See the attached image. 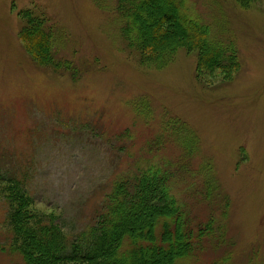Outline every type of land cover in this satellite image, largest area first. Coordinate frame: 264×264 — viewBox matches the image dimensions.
<instances>
[{"label":"rangeland","instance_id":"1","mask_svg":"<svg viewBox=\"0 0 264 264\" xmlns=\"http://www.w3.org/2000/svg\"><path fill=\"white\" fill-rule=\"evenodd\" d=\"M133 2L0 0V169L74 237L117 174L161 162L196 236L214 222L181 264H264V0H184L232 46L226 69L179 30L160 43ZM30 20L50 57L19 36ZM8 209L0 198V264H22Z\"/></svg>","mask_w":264,"mask_h":264},{"label":"trees","instance_id":"2","mask_svg":"<svg viewBox=\"0 0 264 264\" xmlns=\"http://www.w3.org/2000/svg\"><path fill=\"white\" fill-rule=\"evenodd\" d=\"M138 1L134 0L132 7H140ZM184 5V0H142L143 8L152 16L149 21L155 31L152 36L156 38V34L162 43L167 32L175 35L179 30L182 42L198 49L205 66L226 69L236 65L229 54L234 52L232 46L211 39L207 26L181 11ZM31 22L24 27L27 32L23 30L19 36L28 43L35 42L34 47L45 58L50 57L48 41L42 36L50 32L45 31L41 21L33 25ZM137 49L140 53L145 49L162 53L153 44L143 43ZM162 167L161 162L160 165L143 162L133 170L117 174L90 222L74 237L65 231L58 215L34 207L36 200L24 179L11 173L6 175L0 169V198L9 207L5 222L12 235L10 249L19 253L22 264H181L179 255L192 253V246L213 229L214 222L200 226L196 236L197 225L184 212L186 209L170 182L171 176ZM222 242L223 237L219 244Z\"/></svg>","mask_w":264,"mask_h":264}]
</instances>
